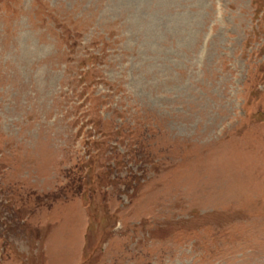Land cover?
Listing matches in <instances>:
<instances>
[{
    "label": "rangeland",
    "instance_id": "1",
    "mask_svg": "<svg viewBox=\"0 0 264 264\" xmlns=\"http://www.w3.org/2000/svg\"><path fill=\"white\" fill-rule=\"evenodd\" d=\"M0 264H264V0H0Z\"/></svg>",
    "mask_w": 264,
    "mask_h": 264
}]
</instances>
